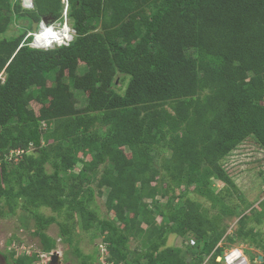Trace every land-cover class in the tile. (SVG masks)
<instances>
[{
	"label": "trees",
	"instance_id": "1",
	"mask_svg": "<svg viewBox=\"0 0 264 264\" xmlns=\"http://www.w3.org/2000/svg\"><path fill=\"white\" fill-rule=\"evenodd\" d=\"M32 3L0 0V214L27 211L48 253L55 222L74 253L76 229H92L123 264H221L222 239L257 249L263 260L250 254L251 264H264V199L252 207L212 185L246 139L264 151V0ZM44 16L70 25V46L30 45ZM14 19L28 28L4 36ZM69 86L86 92L83 105ZM234 216L226 235L219 224ZM170 234L194 244L167 245ZM39 254L2 257L35 264Z\"/></svg>",
	"mask_w": 264,
	"mask_h": 264
},
{
	"label": "rangeland",
	"instance_id": "2",
	"mask_svg": "<svg viewBox=\"0 0 264 264\" xmlns=\"http://www.w3.org/2000/svg\"><path fill=\"white\" fill-rule=\"evenodd\" d=\"M12 1L15 2L16 0ZM20 1L22 4L23 0ZM63 3L66 4V2ZM66 10L65 6L63 13H66ZM55 22L59 25L65 24H61L59 21ZM68 26L70 27L69 24ZM27 28L28 20L14 19L3 35H15ZM72 32L73 30H71V35ZM30 44L34 46V42ZM83 70V68L79 69V71ZM115 88L116 90L122 91L124 83L116 80ZM66 91H68L71 96L75 97L81 105L86 102V92L81 87L74 88L69 86L66 87ZM31 106L37 112L40 105L32 101ZM222 164L227 171V178L225 180L221 179L220 181H216L212 183V185L215 188H222L228 185L240 195L242 194L245 203L251 204L252 207L257 206L258 202L264 199V151L259 149L257 144L254 143L251 138H248L228 154L222 160ZM190 195L197 199L192 193H190ZM95 205L99 215L105 217L112 216V214L108 215L106 211L104 206V196L96 195ZM246 212H249V209ZM40 213L44 216L55 215V212L47 207H41ZM237 217L238 216L231 217L226 219L225 223L219 224L220 230L226 235L230 234L229 232H232V230L235 229ZM58 219H61V217L59 216ZM33 230L34 224L32 218L28 215L27 211H24L21 208H17L13 215L0 214V264H5L2 254L9 253L11 248L15 249L17 254H22L23 252H26V250L43 254L42 256L39 255L35 264H50V256L52 253H58L60 256V262L57 264H83L82 260H91L94 257L96 249L98 250V245L102 241V234H98L96 230L91 229L86 231L77 228V235L74 237L73 242V244L79 248L78 254H76L72 247L67 248L65 244L61 242L58 235L59 226L57 223L53 222L45 229L46 234L54 239L53 249L48 253L40 250L41 244L39 237L32 234ZM94 234H96V236H94ZM233 237H235L234 234ZM189 240L170 234L167 238L166 244L184 247L187 243L191 244ZM138 243L139 238L133 237L130 239L129 246L130 248H135L138 246ZM225 243L227 244L224 246L225 249L230 247L240 248L242 254L246 257V260H248V264H251L249 258L250 254L255 256L253 262H257L258 256L262 255L257 249L247 246L245 243L239 242V240H233V242L230 243L226 241V239H222L219 242V244L222 245ZM216 259H218V257H216ZM43 260H46V262H43Z\"/></svg>",
	"mask_w": 264,
	"mask_h": 264
},
{
	"label": "clouds",
	"instance_id": "3",
	"mask_svg": "<svg viewBox=\"0 0 264 264\" xmlns=\"http://www.w3.org/2000/svg\"><path fill=\"white\" fill-rule=\"evenodd\" d=\"M71 30L73 29L71 28ZM30 34L33 37L30 43H35V41H39L42 44V47L36 46L35 44H33V47L43 48L45 51L52 49L54 46L68 47L70 46L71 41L73 39V35H71V31L69 30L67 25H59L55 21L51 23H45L43 18L38 19V23L33 27L32 31L28 33V35ZM221 245L222 244L219 243L217 244V246ZM234 248L239 249L241 251V249L238 247H230L228 249H225L222 255L217 256L218 259L216 260L221 262V264H224V260L225 264H232V260L236 257V255H238V253L233 251L228 256L224 257V252ZM241 255L244 256L242 252Z\"/></svg>",
	"mask_w": 264,
	"mask_h": 264
},
{
	"label": "built area",
	"instance_id": "4",
	"mask_svg": "<svg viewBox=\"0 0 264 264\" xmlns=\"http://www.w3.org/2000/svg\"><path fill=\"white\" fill-rule=\"evenodd\" d=\"M23 6L24 7H32V0H29L28 3H25V1L23 0ZM19 152H21L19 149H17L15 151L14 154H19ZM13 151L10 152V156L12 157ZM102 240V239H101ZM191 244H194V240L191 239L190 240ZM233 251L237 252L238 255H236V257L232 260V264H248V260H246V258L244 256L241 255V251L239 249H231V250H227L226 252H224V257L228 256L230 253H232ZM25 253H30L28 250H26ZM40 256H42L43 254H39ZM43 262H46V260H43ZM94 264H123L121 261H117L115 260L111 253L109 252V250L107 249V245L106 243L102 242L98 245V251H97V256L96 259L94 261ZM224 264H225V260H224Z\"/></svg>",
	"mask_w": 264,
	"mask_h": 264
},
{
	"label": "water",
	"instance_id": "5",
	"mask_svg": "<svg viewBox=\"0 0 264 264\" xmlns=\"http://www.w3.org/2000/svg\"><path fill=\"white\" fill-rule=\"evenodd\" d=\"M45 21V23H47V17H42ZM38 22H33V25H32V29L33 27L37 24ZM263 260V256L262 255H259L258 256V261L261 262ZM58 262H60V256L58 253H52L51 256H50V264H57Z\"/></svg>",
	"mask_w": 264,
	"mask_h": 264
},
{
	"label": "bare ground",
	"instance_id": "6",
	"mask_svg": "<svg viewBox=\"0 0 264 264\" xmlns=\"http://www.w3.org/2000/svg\"><path fill=\"white\" fill-rule=\"evenodd\" d=\"M25 1V3H28V1L29 0H24ZM66 22V21H65ZM64 25H67V27L69 28V30L71 29L69 26H68V24L67 23H65ZM71 31V30H70ZM36 46H40V47H42V44H41V42H39V41H35V43H34Z\"/></svg>",
	"mask_w": 264,
	"mask_h": 264
}]
</instances>
